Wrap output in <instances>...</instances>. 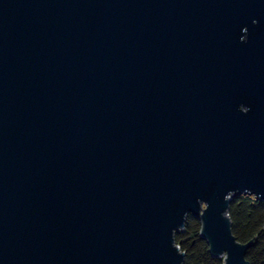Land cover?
Masks as SVG:
<instances>
[{"label":"water","instance_id":"95a60500","mask_svg":"<svg viewBox=\"0 0 264 264\" xmlns=\"http://www.w3.org/2000/svg\"><path fill=\"white\" fill-rule=\"evenodd\" d=\"M264 0H0V264H183L188 215L251 264Z\"/></svg>","mask_w":264,"mask_h":264},{"label":"trees","instance_id":"16d2710c","mask_svg":"<svg viewBox=\"0 0 264 264\" xmlns=\"http://www.w3.org/2000/svg\"><path fill=\"white\" fill-rule=\"evenodd\" d=\"M229 216L238 240L254 241L247 259L251 264H264V201L250 194L237 195L230 202ZM175 240L185 252L183 264H224L223 257L210 252L207 240L201 236V222L191 214L184 228L175 232Z\"/></svg>","mask_w":264,"mask_h":264}]
</instances>
